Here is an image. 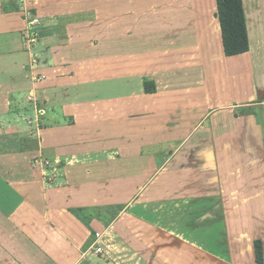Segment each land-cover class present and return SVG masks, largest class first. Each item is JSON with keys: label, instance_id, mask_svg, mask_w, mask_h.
<instances>
[{"label": "crops", "instance_id": "crops-1", "mask_svg": "<svg viewBox=\"0 0 264 264\" xmlns=\"http://www.w3.org/2000/svg\"><path fill=\"white\" fill-rule=\"evenodd\" d=\"M160 1L117 0L112 39L109 26L94 30L107 16L94 15L93 0H0V264H259L255 242L264 264V0H242L249 50L233 56L223 49L216 0ZM32 16L55 39L38 64L27 42ZM9 33L18 34L1 37ZM158 40L165 46L153 47ZM108 43L117 55L98 57ZM138 51L151 63L162 54L171 61L167 90L146 94L125 78ZM188 59L200 70L176 71ZM158 68H150L156 84ZM24 97L37 110L31 134L11 123L13 100ZM147 106L166 113L164 180L147 199L121 198L112 220H80L68 206L75 198L83 205L91 196L83 186L106 179L80 180L86 167L71 165L73 179L42 186L33 162L41 154L69 160L76 144L119 134L123 115ZM163 186L171 196L154 198Z\"/></svg>", "mask_w": 264, "mask_h": 264}, {"label": "rangeland", "instance_id": "rangeland-1", "mask_svg": "<svg viewBox=\"0 0 264 264\" xmlns=\"http://www.w3.org/2000/svg\"><path fill=\"white\" fill-rule=\"evenodd\" d=\"M93 1L94 7L98 10V12H96L94 15H98L100 17L107 16L104 19L99 18L98 21H94V30L97 31L104 25L105 27L109 26L111 28V38L117 39V0ZM126 3L127 6H132L133 0H126ZM159 3H161L160 0ZM160 21L163 20L160 19ZM29 26V32L27 35H29L30 37L35 36L36 40L35 42L31 43H35L31 47L26 46L27 43L25 42L26 44H24V49H26L27 51H29L30 48L32 49L33 59L36 61L35 64H38L43 57L45 58L46 46L51 41L55 42V39H49V41L48 39H45L43 23H41L40 19L38 24H29ZM17 34L18 33H9L5 36L1 35V37L14 38ZM39 40L40 42H38ZM126 41L127 45L130 44L128 45L129 47L133 46V30L127 29ZM165 44L166 43L164 40H158L157 42H154L153 47H164ZM94 47L99 48L96 46ZM0 50L2 49L0 48ZM116 53V48H114L113 51L109 49V43L106 44V47H104V45L101 46V48H99V50L97 51L98 57H110L117 55ZM137 53L138 54L136 55L132 54L133 56H131V58L127 59L126 61L127 71L124 73V76L128 80L131 79V86L136 89L137 86L142 84L143 88V81L147 80L149 84L153 82L155 85H158L160 90H167V85H171L172 82L169 78L170 75L167 74L166 76V72L169 67L168 65L171 61H166V55L164 54H162L163 59H161L162 55L159 54L160 56H157L161 60H158L157 62L154 61L155 63H151L150 60L154 59V57L149 60L148 58H144V54L141 55L139 51ZM177 60L178 59H175L174 61ZM155 64L159 66L158 69H163L162 71L164 72V76H156L158 82L157 84L155 83L151 75L152 71L150 70L152 66H156ZM29 68L30 72L35 70L30 66ZM176 68V71L183 70L182 72H186L187 70H193V72H197L198 70H200L199 65L196 64V61L192 59H188L187 61L184 60L183 63H178ZM116 76L117 74L113 75V77ZM176 77L178 81L180 78L179 76ZM128 94L133 93L131 92ZM140 94H142V92ZM146 98L147 97L141 96V99L143 100ZM33 102L35 101L28 100V98L26 99L25 97L23 99H14L12 103L13 107L11 106L9 110V112L13 115V121L11 123H21L24 127H29L28 134L36 131V128L38 127L37 110L34 108ZM145 103L146 102H144L143 104ZM123 117H125V119L123 125L120 127V129H118L119 134L111 133L107 135V140L93 139L86 142H79L75 145L76 148L72 149L73 153L77 152L78 154H72L69 160L63 159L62 162H54L52 160L53 158L50 159L41 154V156L39 157L40 159L36 160L37 163L33 162L35 169H37V171L39 172L38 174L40 175V172H42L40 175L42 186H45V184H51L53 182V179H59L60 181L62 180V182H65V180L67 181L68 178L73 179L71 178L69 172V167L71 165L86 167L85 176H82V173L78 172L81 175L79 177L80 180H84V177L94 179L101 176L102 178L106 179V183H108V185H106V191L99 189V187L95 185V182L99 181L96 180L93 183L86 184L85 187L83 186V189H86L84 191L85 193H87V191H91V196L88 199H86L85 195L83 196L82 202H85L83 205L77 204V198H75L72 201V204L74 206H68L70 207V211L72 213H75L76 217L80 220L86 221L90 218H97L102 220L103 217L106 220H112L118 213L119 208L123 205H126V203H124L125 201L133 202L136 201L135 199H138L139 197L153 196V187L155 188V186H160V181L164 180L165 154L167 151L165 145V137L167 138V134L165 131L166 113L164 107H159L158 113H156L155 108L154 110H151V107L147 106L142 108L138 112L132 111L131 113H127L126 115H123ZM119 135L120 138H115ZM99 137L105 138L106 136L103 137L102 135H99ZM113 137L115 139H113ZM61 167L66 168L67 174H63V172L61 171ZM90 168L93 171H91ZM94 168H98L99 171H95ZM87 172L89 174H87ZM143 175L146 177H144ZM142 176L143 180L140 183L139 179ZM127 179L132 180L130 182L134 184L130 187V190L133 193H131L128 200L124 196L123 190H116V187L122 186V181ZM145 184H148V186L143 187ZM70 194L72 195V191L71 193L65 194L67 195L65 196V198H69ZM76 195L77 193L74 196ZM121 198L125 201L121 200ZM65 203H67L66 199ZM206 212L208 213V215H211L213 213V208H209V210H207ZM202 222L204 221L202 220L200 223Z\"/></svg>", "mask_w": 264, "mask_h": 264}, {"label": "trees", "instance_id": "trees-1", "mask_svg": "<svg viewBox=\"0 0 264 264\" xmlns=\"http://www.w3.org/2000/svg\"><path fill=\"white\" fill-rule=\"evenodd\" d=\"M215 16L219 23L223 49L226 56H233L248 52L249 45L247 27L242 0H216ZM143 91L146 94L153 93L155 91V84L153 82L149 84L147 80H144ZM139 180L141 183L143 176ZM130 181L132 180H123L121 184L122 186L116 187L117 191L119 189L123 190V194L127 200L130 198L131 193H133L130 190V187L134 184ZM104 185H108V183H99V189H101ZM170 196L171 190L167 188V186H163V189H160L157 196L154 198L164 199L169 198ZM147 198L148 197H142V199ZM255 243L256 260L260 264L262 259L261 245L259 242Z\"/></svg>", "mask_w": 264, "mask_h": 264}, {"label": "built area", "instance_id": "built-area-1", "mask_svg": "<svg viewBox=\"0 0 264 264\" xmlns=\"http://www.w3.org/2000/svg\"><path fill=\"white\" fill-rule=\"evenodd\" d=\"M38 23H39V19L36 18V17H33V18H31V19L29 20V24H30V25H36V24H38ZM35 40H36V39H35V36H32V37L29 38L28 42L31 44V43L35 42ZM32 63L35 64L36 61L33 59ZM37 159H38V158H37ZM37 159H36V160H37ZM36 160H35V163H37ZM101 236H102L101 233H99V232H95V233H94V240L96 241V240L99 239ZM94 250H95V252H97V253H100V252L103 251V250H102V247H101L100 245H96V244H95V246H94Z\"/></svg>", "mask_w": 264, "mask_h": 264}]
</instances>
